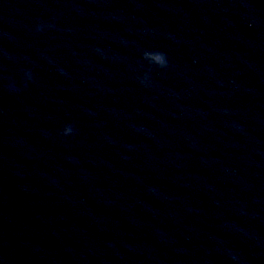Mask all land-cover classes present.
Segmentation results:
<instances>
[{"label":"water","instance_id":"1","mask_svg":"<svg viewBox=\"0 0 264 264\" xmlns=\"http://www.w3.org/2000/svg\"><path fill=\"white\" fill-rule=\"evenodd\" d=\"M0 264H264V0H0Z\"/></svg>","mask_w":264,"mask_h":264},{"label":"clouds","instance_id":"2","mask_svg":"<svg viewBox=\"0 0 264 264\" xmlns=\"http://www.w3.org/2000/svg\"><path fill=\"white\" fill-rule=\"evenodd\" d=\"M49 27H52V25H48ZM43 25L38 24L37 25V31L41 30ZM142 59L147 61L149 65H154L156 67H159L161 69L167 68L168 67V60H167V55L165 52L160 51V50H155V51H145L142 53ZM26 75L31 78V74L26 73ZM148 78V73L144 74V79ZM73 133V128L72 126L66 125L64 129L62 130V135H70Z\"/></svg>","mask_w":264,"mask_h":264}]
</instances>
